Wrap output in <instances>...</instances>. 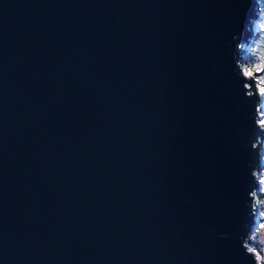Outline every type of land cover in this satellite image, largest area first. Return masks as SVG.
<instances>
[{"label": "water", "instance_id": "1", "mask_svg": "<svg viewBox=\"0 0 264 264\" xmlns=\"http://www.w3.org/2000/svg\"><path fill=\"white\" fill-rule=\"evenodd\" d=\"M261 0H0V264H260Z\"/></svg>", "mask_w": 264, "mask_h": 264}, {"label": "rangeland", "instance_id": "2", "mask_svg": "<svg viewBox=\"0 0 264 264\" xmlns=\"http://www.w3.org/2000/svg\"><path fill=\"white\" fill-rule=\"evenodd\" d=\"M261 9H262V17H261L260 23L257 24L258 30L262 29V23L261 22L263 19V8L261 7ZM251 44L247 48L248 50L251 48ZM254 48H255V46H254ZM256 50H257V46H256ZM262 56H263L262 52H258L256 54V58L258 59V61L261 60ZM260 66H261V62L256 64L255 67L257 68V70H259ZM255 67H253L252 69H247L246 72L249 74L255 75L253 73V71H255ZM256 78H258L261 82V86H262L261 94L264 96V78L262 76H259V77L256 76ZM263 101H264V97H263ZM261 121L264 122V115L262 116ZM262 162H263V168H262V173H261V186H260V190H259L258 194H260V192L262 190L264 193V159L262 160ZM257 204L259 207L260 214L258 215L255 230H254V233H253L251 239H252L253 249L254 250L256 249L258 252L257 255H258L260 264H264V194L261 197H257ZM261 211H262V216H261Z\"/></svg>", "mask_w": 264, "mask_h": 264}, {"label": "trees", "instance_id": "3", "mask_svg": "<svg viewBox=\"0 0 264 264\" xmlns=\"http://www.w3.org/2000/svg\"><path fill=\"white\" fill-rule=\"evenodd\" d=\"M260 5L263 8V19H262V29L258 30L257 33L255 34V37L253 39V42L251 44V48L248 51V54L245 58V69H252L253 67L256 66L259 62H261L260 69L257 70L255 67V71L253 73L259 77L262 76L264 78V0L260 1ZM255 46V48H254ZM257 46V50H256ZM258 52H262L263 56L261 60L258 61L256 58V54ZM263 190L258 194V197L263 196ZM261 216H262V211H261ZM256 253L258 254L257 250L255 249Z\"/></svg>", "mask_w": 264, "mask_h": 264}, {"label": "bare ground", "instance_id": "4", "mask_svg": "<svg viewBox=\"0 0 264 264\" xmlns=\"http://www.w3.org/2000/svg\"><path fill=\"white\" fill-rule=\"evenodd\" d=\"M260 94H261V90H260ZM262 95V94H261ZM263 96V95H262ZM264 97V96H263ZM263 97H262V99H263ZM262 123L264 124V122L262 121Z\"/></svg>", "mask_w": 264, "mask_h": 264}]
</instances>
